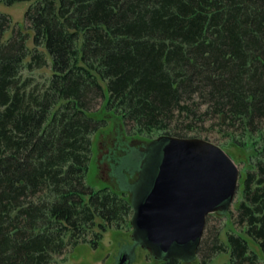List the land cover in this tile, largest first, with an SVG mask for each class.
Returning <instances> with one entry per match:
<instances>
[{"label":"trees","instance_id":"16d2710c","mask_svg":"<svg viewBox=\"0 0 264 264\" xmlns=\"http://www.w3.org/2000/svg\"><path fill=\"white\" fill-rule=\"evenodd\" d=\"M21 1L30 0H0ZM24 18L31 50L28 33L3 38L11 19L0 12V264H49L68 246H95V226L129 223L125 191L85 180L92 135L107 125L89 113L103 103L127 136L148 142L196 137L188 133L207 120L234 145L252 140L235 207L241 228L227 243L217 234L209 252L229 248L223 264H259L242 232L264 253V0H35ZM47 55L52 74L38 88L21 71L47 65Z\"/></svg>","mask_w":264,"mask_h":264},{"label":"water","instance_id":"95a60500","mask_svg":"<svg viewBox=\"0 0 264 264\" xmlns=\"http://www.w3.org/2000/svg\"><path fill=\"white\" fill-rule=\"evenodd\" d=\"M140 150L134 166L122 168L128 179L138 173L136 183H147L139 195L127 180L122 189L131 194L133 240L155 259L190 260L203 236L207 215L227 212L239 187L240 172L219 145L200 137L161 135ZM130 257L122 255L119 264Z\"/></svg>","mask_w":264,"mask_h":264},{"label":"rangeland","instance_id":"374dc122","mask_svg":"<svg viewBox=\"0 0 264 264\" xmlns=\"http://www.w3.org/2000/svg\"><path fill=\"white\" fill-rule=\"evenodd\" d=\"M35 0L16 2L12 5H5L0 2V12L6 13L10 16V25L4 32L3 38L6 39L16 31L22 33H28L27 46L31 50L33 48V31L29 29V23L24 18V12L27 7ZM40 50H44L43 47H39ZM48 64L43 67H34L32 70L24 68L21 71L22 78H29L36 87L40 88L48 84L49 78L52 74V68L50 64V57L47 55ZM29 56L25 59L27 62ZM104 89L105 82L101 81ZM105 93L107 94L106 90ZM104 104L99 110L90 112L93 117H104L107 120V125L100 128L92 135L91 145V157L88 163V170L86 172L85 180L88 185L94 189L108 187L116 192H121L127 185V177L123 174L124 167L132 168L134 166L135 159L138 155L135 152H129L123 154L122 150L115 151L116 160L111 166V172L106 163L108 157L114 153V150L118 145H124L125 148L143 146L148 141L143 137H129L125 134L124 127L118 116L111 114L106 115ZM98 106V105H97ZM96 106V107H97ZM117 116V117H115ZM211 121L207 120L203 126H198V133L189 132V136H199L200 138H207L209 141L219 145L234 161L236 167L240 172L239 187L236 194L230 203L227 212H214L207 216L205 231L202 236L200 249H196L195 257L190 260H184L179 258V264H199V260L206 259V256H210L207 264H223L229 260V248L226 251H221L217 254H213L210 251V247L214 241L215 236L218 234L220 239L227 243L226 233L237 231L241 227L236 223V210L242 190V180L245 170L250 167V157L253 156L252 140L248 139L247 144L244 146L234 145V143L222 138L221 134L217 133V128L210 125ZM156 136V135H153ZM196 136V137H197ZM109 151V152H108ZM123 154V155H122ZM119 155H122L119 157ZM114 157V156H113ZM125 157V158H124ZM118 158V159H117ZM124 158V160H122ZM112 159V157H111ZM104 161V162H103ZM123 168V169H122ZM128 170V169H126ZM138 174V173H137ZM129 179V187L135 189L136 195L142 193L146 180H142L144 183H136L139 175ZM112 176L118 179H112ZM126 197L131 199V194L126 193ZM132 212L126 217L127 221L130 220ZM96 223L101 222L99 218H96ZM94 232H101V239L97 240V244L93 246L90 242H79L75 245L68 246L64 253L55 255L53 260L49 264H119L118 255L121 247H126L130 251V260L124 264H160L161 260L155 259L148 255V251L140 244L134 242L132 237V227L130 223H122L120 228L115 225L106 227L105 230H100L99 227L93 228ZM250 247L257 253L259 264H264V253L258 247V245L249 238L244 232H242ZM93 233L87 234V238H92Z\"/></svg>","mask_w":264,"mask_h":264},{"label":"flooded vegetation","instance_id":"af4514ba","mask_svg":"<svg viewBox=\"0 0 264 264\" xmlns=\"http://www.w3.org/2000/svg\"><path fill=\"white\" fill-rule=\"evenodd\" d=\"M125 149V146L124 145H118V147L114 150V153H115V151L117 152V151H119V150H124ZM109 152V151H108ZM114 153L113 154H111V157H112V159H111V157L109 156L108 157V159H107V161H106V163H104L107 167H109V169H110V172H111V166H112V164L114 163V161H115V159H116V157H115V155H114ZM114 156V157H113ZM120 157V156H119ZM104 162V161H103ZM112 179H118L117 177H114V176H112ZM127 181H129V179L127 178ZM129 194V193H128ZM122 255H125L127 258L128 257H130V251L128 250V249H126V247H121L120 248V252H119V257H118V260H119V258L122 256Z\"/></svg>","mask_w":264,"mask_h":264}]
</instances>
